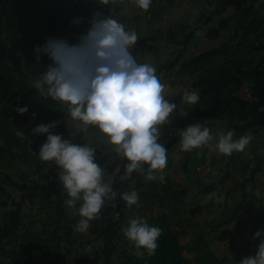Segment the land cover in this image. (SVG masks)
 <instances>
[{"label": "crops", "instance_id": "obj_1", "mask_svg": "<svg viewBox=\"0 0 264 264\" xmlns=\"http://www.w3.org/2000/svg\"><path fill=\"white\" fill-rule=\"evenodd\" d=\"M144 13L148 14L147 11ZM131 19L133 25H147V19ZM158 22L159 29L167 25V21ZM172 22H178V77L183 76L186 81L179 83L178 79L180 162L178 188L169 197L173 196L178 204V230L181 231L178 234L183 235L179 237L180 245H185L190 252H210L209 258L214 260L218 257L211 252L225 249L240 251V248L235 247V243L251 233L252 228L248 225L252 221L254 223L255 220L264 219L257 197L248 196L251 184L257 186L261 181L256 178L258 168L256 165L253 167L247 164L246 159L241 162V152L225 156L209 146H202L190 152L181 149L179 151V132L185 128L184 124L205 123L213 137L209 144L213 146L219 136L228 130H234V138L237 139L246 135L243 129L241 131L239 127L230 125L233 119L229 113L232 100L227 95L235 79L238 78L239 81L244 76L254 75V72L264 74V64L258 63V60L264 59V0H178V20ZM157 37L160 36L152 32L141 39L155 41ZM206 41L218 44L208 49L201 45L206 44ZM206 59L207 65L210 61L211 65L214 64L213 60H216L222 65L223 71L215 72L213 77L205 80L207 83L197 85L194 82L196 78H192L196 75L194 71L200 60ZM201 79L202 77L198 81ZM184 90L199 92L200 100L196 105L181 102ZM22 101L15 102L14 106L22 107ZM34 105L41 107L43 102L36 100ZM47 105V114H51L50 109L56 106V102ZM6 109L8 108L3 105V111H0V213L4 219L8 213L9 224L5 221V227L0 231V239L11 235L18 239V243L14 244V251L17 253L16 264H49L45 257L54 252L71 251V247H68L73 243L66 240L71 236L74 239V232L92 237V230L77 231L76 225L81 218L78 215L79 204L76 209L66 205L65 200L68 197L58 181L57 166L39 158L38 151L46 139V134L37 136L32 129L44 123L45 119L36 115L33 117L30 111L23 113L21 118L16 114L8 119ZM182 112H187V115ZM71 122H74L76 127L71 131L73 142H91L90 136H87L84 130H92L81 128L79 121ZM59 128L56 127L53 131L62 133L64 138H71L68 131H59ZM18 132L23 135H18ZM250 168L252 176L246 180L245 173L250 171ZM117 169L118 167L115 168L116 171ZM118 173L122 177L114 178L112 183L114 188L122 192V187L126 185L124 179L128 176ZM167 184V180L163 183L158 180L157 186H153L162 201L168 195L165 188ZM43 191L48 195H40ZM18 193H21L23 201L33 202V205L28 208L23 203L16 205L18 212L6 209V201L14 200ZM119 201L120 199H117L115 202V208L109 204L112 211L118 207ZM256 211L259 216L254 215ZM24 215L28 220L31 218L34 221V227L29 226V233L21 238L19 230L21 219H25L22 218ZM248 216H251L249 222ZM40 229L43 231L40 232ZM49 236L54 239L53 243H46ZM257 243L258 240L256 245ZM9 247L7 244H0V250L4 251L5 255L10 253ZM61 258L65 259L64 255ZM6 261L8 260L1 258L0 264H7Z\"/></svg>", "mask_w": 264, "mask_h": 264}, {"label": "rangeland", "instance_id": "obj_2", "mask_svg": "<svg viewBox=\"0 0 264 264\" xmlns=\"http://www.w3.org/2000/svg\"><path fill=\"white\" fill-rule=\"evenodd\" d=\"M0 5V88H2L0 90V111H3L1 110L3 105L8 108L6 109L8 119L19 113L18 109L21 106H14L15 102L23 100L22 107L27 104L31 113L45 119L44 123L59 121L57 126L60 127L59 131L64 130L69 133L76 129L74 122H71L72 118L68 113L66 114V110L60 106L59 102L43 97L34 88L33 83L40 72L44 70V64L51 61L46 56H42L40 61H36L33 49L36 45H42L49 36L74 39L75 34L82 31V28L70 25V19L73 16L87 17L97 10L99 5L104 7L101 9L102 11L124 23L126 28L137 31V44L130 51L138 62L150 63L157 69L158 76L166 85L164 91L167 98L178 105V79L179 83L186 81L183 80V76L178 77V22H172L178 20V0H153L147 10L148 14L139 9L134 0H110L107 5H104L103 0H97V4L95 0H76V2L73 0H2ZM131 18L147 19V25H133L130 21ZM159 20L167 21V25H163L159 29ZM152 32L160 37H157L155 41L141 39ZM217 44L206 41V44L201 45L212 49ZM258 53L256 52V54ZM206 61L207 59L200 60L194 71L196 75H193L192 78H196L194 82L197 85L207 83L205 80L213 77L215 72L223 71L222 65L216 60H213L214 64L212 65L211 61L208 65ZM258 63L264 64V59L258 60ZM231 66L233 67V61ZM252 74L254 75L244 76L239 81L238 78L235 79L227 96L232 100L229 113L233 119L230 121V125L239 127L241 131L246 132V135L253 137L245 151L241 152V162L246 159L247 164L253 167L256 165L258 168L256 178L261 181L256 184L257 186L254 183L251 184L252 188H248V196L257 197L259 210L264 214V74L256 72ZM201 77L202 79L198 81ZM9 89L11 90L8 93ZM4 95H6L5 100L1 98ZM36 100L43 102V105L35 107ZM25 101L26 103H24ZM54 102H56V106L50 109L51 114H47L49 110L47 103L53 104ZM170 118L171 123L159 126L162 132L159 142L166 147L168 155V165L163 170L164 180H167L168 183L165 187L168 192L166 199L162 201L156 187H153L157 186L158 179L148 181L143 174H134L131 178L125 177L126 185L122 187V192L131 189L137 190L140 197L138 205L128 207L123 200H120L118 207L113 211L109 204L105 205L99 216L90 222L89 229L92 230V237L74 232V239L71 236L66 240L73 243L68 247L69 249L71 247V251L60 252L65 259L61 258L60 253L54 252L45 257L49 264H178V257L172 254L168 248V244L171 242L166 241L175 237L180 244L179 239L183 236L178 234L181 232L178 230V204L173 196L169 197L178 188V162H180L178 110L170 114ZM203 124L205 125V123ZM187 125L189 124H184V127ZM89 130L92 131L84 130V132L90 136L91 142L89 143L97 148L99 163L106 167L104 178L112 182L115 180L114 178H121L122 176L118 175V172L123 173V168L115 170L117 165L121 164V160L114 155V146L108 144L95 128H89ZM245 174L246 180H248L252 174L251 168ZM241 175L243 179V172ZM247 183L250 184L249 181ZM37 191L39 192L38 189ZM40 195L44 196L48 193L43 191ZM22 203L27 208L33 205V202L23 201L21 193H18L14 200L6 201V209L18 212L16 205ZM115 213H119V215L117 216ZM7 214L5 221L8 225ZM25 215L22 217L25 218L24 221L21 219L22 224L19 230L21 238L29 233V226L34 227L32 225L34 221L31 218L28 220ZM162 215H165L166 218L160 219L159 217ZM254 215L259 216L258 211ZM135 216L144 217L149 224L162 229L161 236L157 241L158 248L154 255H149L146 250H144L143 256L135 255L133 244L126 239L121 230L127 220ZM249 221H251V216H248ZM255 221L248 225L252 228L251 233L235 243V247L240 248V251L225 249L224 251L211 252L218 257L214 260L209 258L210 252H190L187 251L185 245H180L181 255L186 260L185 264H236V261L243 257L254 254L257 240H253L252 236L257 229L264 228V219ZM25 222L26 225H24ZM255 228L257 229L255 230ZM41 231L43 229H40ZM167 231L173 234H166ZM53 240L49 236L46 243H53ZM17 241L18 239L14 235L0 239L1 245L10 246L8 255L0 250V259H7V264H16L17 253L14 251V244L18 243ZM203 257L205 259H199ZM182 263L180 262V264Z\"/></svg>", "mask_w": 264, "mask_h": 264}, {"label": "clouds", "instance_id": "obj_3", "mask_svg": "<svg viewBox=\"0 0 264 264\" xmlns=\"http://www.w3.org/2000/svg\"><path fill=\"white\" fill-rule=\"evenodd\" d=\"M134 2L139 9L147 11L153 0ZM103 3L107 5L110 0ZM103 8L99 5L87 17L70 19V25L82 28L74 39L49 36L42 45L34 46L36 61L46 56L51 62L44 64L33 86L43 97L59 102L72 120L81 122V128H95L114 146L113 151L121 160L117 167L123 168L128 177L135 172L143 174L148 181L158 179L163 183L168 155L166 147L159 142L162 135L159 126L172 122L170 114L178 110V105L167 98L166 85L157 69L150 63L138 62L130 51L137 44V31L126 28L124 23L102 11ZM199 100L196 91L184 90L181 95L183 104L196 105ZM28 111L27 105L18 109L21 114ZM58 123L38 124L32 132L37 136L46 134L38 155L42 161L57 166L58 181L68 197L66 205L76 209L79 204L81 218L77 231H87L101 209L108 204L115 208L117 199L128 207L138 205L137 190L121 192L111 180H105L106 167L97 159V148L90 143L73 142L71 133V138H64L62 133L54 132ZM179 136L182 151L209 146L225 156L245 151L253 139L251 135L234 138V130H228L213 146L209 144L213 139L210 128L201 122L187 125ZM121 230L133 244L135 255L143 256L144 250L149 255L155 254L162 233L160 227L135 216ZM252 239L258 240L254 254L236 264H264V228L257 229Z\"/></svg>", "mask_w": 264, "mask_h": 264}, {"label": "trees", "instance_id": "obj_4", "mask_svg": "<svg viewBox=\"0 0 264 264\" xmlns=\"http://www.w3.org/2000/svg\"><path fill=\"white\" fill-rule=\"evenodd\" d=\"M1 1H2V0H0V3H1ZM0 6H1V5H0ZM0 12H1V10H0ZM0 90H2V88H0ZM10 90H11V89L8 90V93L10 92ZM8 93H7V94H8ZM5 97H6V95L2 96L1 98H2L3 100H5ZM21 115H22L21 113H18V114H17V116H18L19 118L22 117ZM20 121H21V120H20ZM22 125H23V124H22ZM22 125H20V127H21ZM18 128H19V126H18ZM159 218H160V219H165L166 216H165V215H162V216H160ZM166 234L171 235V234H173V233L167 231ZM166 241H167V242H171L170 244H168V248L170 249V251H171L172 254H174V255H176V257H178V264H180V262H183L182 264H185V263H186V260H185V259L182 257V255H181L182 249H181V246H180L179 242H177V239H176L175 237H174V238L171 237V240H166ZM166 241H165V243H166ZM166 247H167V246H166ZM165 251H167V250H165Z\"/></svg>", "mask_w": 264, "mask_h": 264}, {"label": "built area", "instance_id": "obj_5", "mask_svg": "<svg viewBox=\"0 0 264 264\" xmlns=\"http://www.w3.org/2000/svg\"><path fill=\"white\" fill-rule=\"evenodd\" d=\"M5 227V219L3 218V214L0 213V231Z\"/></svg>", "mask_w": 264, "mask_h": 264}, {"label": "water", "instance_id": "obj_6", "mask_svg": "<svg viewBox=\"0 0 264 264\" xmlns=\"http://www.w3.org/2000/svg\"><path fill=\"white\" fill-rule=\"evenodd\" d=\"M134 173H135V172H134ZM134 173H133V174H134Z\"/></svg>", "mask_w": 264, "mask_h": 264}]
</instances>
